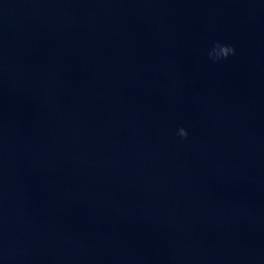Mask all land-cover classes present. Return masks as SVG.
Returning a JSON list of instances; mask_svg holds the SVG:
<instances>
[{
    "label": "water",
    "instance_id": "1",
    "mask_svg": "<svg viewBox=\"0 0 264 264\" xmlns=\"http://www.w3.org/2000/svg\"><path fill=\"white\" fill-rule=\"evenodd\" d=\"M0 264H264V0H0Z\"/></svg>",
    "mask_w": 264,
    "mask_h": 264
},
{
    "label": "clouds",
    "instance_id": "2",
    "mask_svg": "<svg viewBox=\"0 0 264 264\" xmlns=\"http://www.w3.org/2000/svg\"><path fill=\"white\" fill-rule=\"evenodd\" d=\"M235 55V49L228 45H222L217 43L208 53V58L213 63L220 62L222 60H227L230 56ZM181 140H186L188 138V133L183 129H179L177 133Z\"/></svg>",
    "mask_w": 264,
    "mask_h": 264
}]
</instances>
